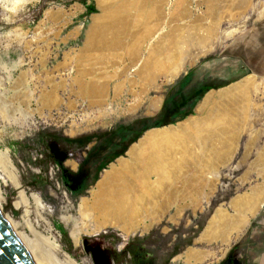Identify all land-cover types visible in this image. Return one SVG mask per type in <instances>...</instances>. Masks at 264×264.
I'll list each match as a JSON object with an SVG mask.
<instances>
[{"label":"rangeland","instance_id":"obj_1","mask_svg":"<svg viewBox=\"0 0 264 264\" xmlns=\"http://www.w3.org/2000/svg\"><path fill=\"white\" fill-rule=\"evenodd\" d=\"M147 1L151 4L147 15L152 17L148 22L156 28L159 21L165 20L158 17L160 0H29L14 12L0 5V158L4 162L8 159L7 170L0 167V178L12 175L23 184L28 198L27 205L21 204L16 209L20 202L18 190L10 184L1 186L6 198L1 212L5 218L23 222L28 211L27 218L37 229L56 237L79 263L86 260L89 264H139L140 258L145 257L147 264H222L228 252L237 249L235 264H254L253 256L264 243V207L226 253L220 243H200V240L218 208L264 181V33H261L264 16L258 14L264 8V0H250L244 13L236 9L238 0H217L216 4L214 0H174V4L180 5L174 7L173 14L163 23L165 29L160 31L155 44H162L161 38L165 36L177 41L183 33L181 29L185 32L190 27L188 31L196 34L199 31L201 35L210 30L213 49L164 87L163 103L156 113L150 114L144 108L147 100L157 96L152 90L137 100L139 105H133L138 107L135 114L128 115L124 113L130 109L133 95L123 92L129 69L140 51H135L138 55L133 53L135 57L127 56L125 51L127 57L123 55L122 59L112 41L118 35L115 30L124 26V22L120 24L123 20L128 21L134 33L138 31L135 25ZM226 3L228 7L223 8ZM245 19V24L238 28L240 31L225 38L224 30L231 29L230 23ZM106 25L109 34V30L105 32ZM105 34L107 37H103ZM87 71L96 75L100 94L85 95L80 90L85 80L91 82L85 75ZM251 75L257 78L255 81L259 80L256 83L259 91L252 92L246 104L249 112L254 107L258 111L254 113L257 124L246 122L242 97L219 99L212 107L218 110L225 103L217 112L224 117L223 107L232 104V116L230 111L227 113L234 117L232 125L221 122L213 127L208 123L202 139L170 143L172 148L166 144L167 151L176 153L169 157L171 164H181V156L185 160L181 144L187 149L189 145L191 157L186 156L185 161L189 158L188 162L197 164L203 174L216 175L212 185L193 189L184 211L177 214L172 209L147 233L124 238L121 232L107 228L97 235L83 233L80 245L75 246L69 228L60 219L66 216V211L75 218L72 224L77 221L79 228L84 229L79 213L82 197L96 187L104 171L125 158L129 148L148 131L197 116V107L208 93L229 88ZM206 84L214 87L197 101L191 113L170 125L144 131L150 124L148 120L159 116L170 93L169 105L177 108ZM121 92L123 95L118 96ZM185 109L181 106L177 111ZM139 122L142 124L138 125ZM212 127L213 132L209 129ZM216 132L222 135H208ZM259 173L263 177H257ZM247 178L250 181L243 183ZM34 193L42 198L44 206L52 209V213L45 212L44 216L53 223L54 232H49L38 218ZM258 263L264 264V255Z\"/></svg>","mask_w":264,"mask_h":264},{"label":"bare ground","instance_id":"obj_2","mask_svg":"<svg viewBox=\"0 0 264 264\" xmlns=\"http://www.w3.org/2000/svg\"><path fill=\"white\" fill-rule=\"evenodd\" d=\"M216 2L217 0H214L215 4ZM248 3H250V0H238V7L236 9H241V12L244 13ZM150 5V1L145 3L144 9L139 15L140 17L138 16V21L136 20L137 25H135L136 23H133L135 28H138V31L135 33L133 28H130L128 21L126 22L125 20H121L122 22L119 21L120 24L124 22V26L115 30L118 32V35L114 33L112 30L113 28L111 29L113 33L117 35V40L113 37L114 41L112 42H115L113 48H115V50L118 49V53H122L121 56L125 55V51L129 57L131 55L133 56L135 51H140L139 56H136V59L133 61L132 66L129 69L128 78L126 80V91H122L123 93L127 92V94L133 95L130 109L124 113L128 115H133V113L138 110V107H135L136 105H139L137 100L143 99L152 90L155 91L157 96L156 98L147 100L144 108L150 114L156 113L161 108L163 103L162 93L164 91V87L173 82L187 66L192 65L198 58L213 49V43L209 40V35L211 33L210 30H208L209 32L206 34L201 35L198 29V34L190 32V27H187L190 31L186 30L184 32L181 29L183 32L181 36L177 33V35L180 36H178L179 41H176L174 38L167 40L165 36L166 40L163 39L164 37L161 38L163 40L162 44L159 42L155 44L161 34L160 31L164 28L163 26L165 24L163 25V23H165L167 18L169 19L168 16L173 14L174 7L180 4H174V0H169L168 2H166V0H160L157 5L159 8L157 13L158 17L162 19L164 18L165 20L164 22L159 21L156 28H154L155 26L153 25L152 28L149 23L150 21L148 22V20H151L150 18H152L147 15ZM226 7H228V3H226L225 7L223 6V8ZM258 14L264 16V8ZM224 21L225 20L223 19V22ZM244 21H246V19L243 20V22L234 21L236 23H230L231 29H227L226 31L224 30L225 38H229L230 36L235 35V32L240 31L238 28L241 27V24H245ZM116 24L118 25V23ZM116 24L114 23L115 26ZM107 31L109 34L110 29L108 28V25H106L105 28L106 34ZM219 31H221V29ZM215 32L217 33L218 31ZM106 34L103 35V37H107ZM109 37L112 40V37ZM107 39L109 40V38ZM111 40H109V42ZM107 41L106 43H108ZM134 47H136V49H133ZM107 48L109 50V47ZM109 55L112 54L109 53ZM136 55H138V53ZM127 56L125 55V57ZM125 57L123 56L122 59ZM91 63L93 64V62ZM94 64L97 65V62ZM101 71L107 72V70H100V72ZM85 75L86 77H90L91 82L88 81V83L87 80H85L86 82L81 84L80 90L84 92L83 94H100L99 87L96 83V75L88 71ZM253 76H247L238 83L231 85L229 88L208 93L197 107V116H191L175 125L148 131L137 143L133 144L129 148L125 158L119 159L116 164L111 165L108 170L104 171L101 176V181L96 185V187L90 191L88 196L82 197L79 213L84 220V225H82L84 226V229H80L81 227L79 228L77 221H74L72 224L71 220L75 218L69 215L66 211L64 212V215L66 216L60 219L63 225L69 228L70 237L74 241L75 246L77 247L80 245L83 233H87L88 235H97L107 228L121 232L124 238H128L136 234L147 233L153 228L154 224H158L159 221H161V219H163L172 209H174L177 214L184 211L185 202L188 201L187 196L189 197L193 193V189L196 190L200 185L203 186V188L205 186L212 185L211 182H215V180H217L216 175L212 172L203 174L201 173L202 171H198L197 164H192V166L188 162L189 158L185 161L187 157L191 155L189 153V145L187 143L188 149L185 147L186 145L183 146V144H181L183 147L182 152L185 154L183 155L185 160L181 156V159L183 162L185 161V163L182 162L181 164L170 163L171 161L169 157L176 153H173L175 151H167L168 149L166 148V144L179 143L181 140H200V138L202 139L201 136L204 135L205 128H207L205 125L208 123L213 124V127L221 122L232 125L234 123V117H231L234 111L232 113L230 111V108L232 109L230 105L232 104L228 105L229 108L223 107V112L226 114L224 117H219L217 112L220 113L219 108H221L223 104L226 105L225 103H223L221 107H218V110L216 107H212L219 99H238V97H242V99L245 100V103L242 106V112L245 113L246 122H250V125L252 126H254L253 123L257 124L254 113L258 111H255L254 107V110L249 112L250 109L246 104L248 99H250L249 96L252 92L258 94L259 91L258 85H256L259 80L255 81L256 77L254 78ZM138 80L140 81L137 82ZM122 92L118 96L123 95ZM258 101L256 100V102ZM238 102L240 103V100H238ZM229 111L231 116L227 114ZM243 115H241V117H243ZM247 115H249L248 118H246ZM235 121H237L236 118ZM244 122L245 121H243V123ZM213 127L212 129H209L214 131ZM216 133H209L208 135H222ZM220 133L223 132L221 131ZM211 141L214 142L212 139ZM169 144L168 147H171V144ZM184 147L186 149H184ZM217 151L218 150H216V152ZM181 154L179 153V155ZM1 158L0 167L7 170L6 161H8V159L4 162ZM6 170H4V172ZM7 172L8 171L5 173ZM7 176L5 178H0V212L3 202L6 200L3 196L1 186H6L7 184H10V186L19 192L20 202L16 204V209L20 208L21 204L27 205L28 203L27 191L23 184L11 177L12 175L8 174ZM153 176H155V179H153ZM257 177L263 176L259 173ZM248 180L250 181V178L245 179L243 183ZM32 199L38 218L46 224L49 232H54L55 228L53 223L44 216L45 212L52 213V209L44 206L45 204L39 195L34 193L32 195ZM263 206L264 181L251 186L249 192L236 197L227 206L223 205L220 209L218 208L215 215H213L212 219L205 228L203 233L204 238H201L202 240H200V243L201 241H206L208 244L220 243L225 250L223 253H226L228 248L231 246V243L237 239L240 234H242L241 232L244 231V228L250 223L252 218L257 215ZM70 207H72V205ZM28 213L29 212L27 211L23 222H17L11 217L4 218L11 225L18 239L30 253L34 264H89L86 260L79 263L73 258V256L63 249L56 237L52 235H45L38 230L34 223L27 218ZM188 252L190 253V250ZM192 256H190V259Z\"/></svg>","mask_w":264,"mask_h":264},{"label":"water","instance_id":"obj_3","mask_svg":"<svg viewBox=\"0 0 264 264\" xmlns=\"http://www.w3.org/2000/svg\"><path fill=\"white\" fill-rule=\"evenodd\" d=\"M264 207V206H263ZM0 264H34L11 225L0 212Z\"/></svg>","mask_w":264,"mask_h":264},{"label":"trees","instance_id":"obj_4","mask_svg":"<svg viewBox=\"0 0 264 264\" xmlns=\"http://www.w3.org/2000/svg\"><path fill=\"white\" fill-rule=\"evenodd\" d=\"M183 83V82H182ZM214 86L212 85H202L199 88V91L197 94L190 96L189 98H187V101L182 102L178 107L181 106H185L187 107V109L183 110V111H177V108H173L172 106H170V101H171V93L170 95L167 97L166 102L164 104V107L161 111V113L159 114V116L155 119H150L148 120L150 122V124L146 125L144 127V131L153 127H163V126H167L170 125L172 123H174L177 120H180L182 118H184L186 115H188L189 113H191L194 105L197 103L198 100H200L202 98V96L207 93V91H209L210 89H212ZM142 122H139L138 125H141ZM141 261V263H140ZM139 261V264H147V259L145 257H141Z\"/></svg>","mask_w":264,"mask_h":264},{"label":"crops","instance_id":"obj_5","mask_svg":"<svg viewBox=\"0 0 264 264\" xmlns=\"http://www.w3.org/2000/svg\"><path fill=\"white\" fill-rule=\"evenodd\" d=\"M263 30V29H262ZM261 33H264L261 31ZM233 167V165H231ZM230 167L229 163L227 164L226 168L228 169ZM227 171V170H226ZM220 175V174H218ZM221 176V175H220ZM233 176V174H232ZM237 251V249H231L227 256L225 257V260L223 261L222 264H235V261H234V255H235V252ZM264 255V243H262L259 247L258 250H256V253L254 254L253 256V263L254 264H259L258 263V259H260L262 256Z\"/></svg>","mask_w":264,"mask_h":264},{"label":"clouds","instance_id":"obj_6","mask_svg":"<svg viewBox=\"0 0 264 264\" xmlns=\"http://www.w3.org/2000/svg\"><path fill=\"white\" fill-rule=\"evenodd\" d=\"M27 3H29V0H0V5L9 12H14Z\"/></svg>","mask_w":264,"mask_h":264}]
</instances>
